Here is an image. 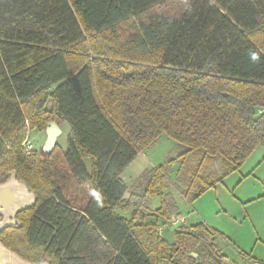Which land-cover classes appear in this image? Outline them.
I'll return each instance as SVG.
<instances>
[{"label": "trees", "instance_id": "1", "mask_svg": "<svg viewBox=\"0 0 264 264\" xmlns=\"http://www.w3.org/2000/svg\"><path fill=\"white\" fill-rule=\"evenodd\" d=\"M49 122L68 124L66 147L24 149ZM162 134L181 151L128 192L123 171ZM259 145L264 0H0V182L15 171L37 195L0 232L21 258L226 264L215 228L159 233L178 211L169 171L191 202Z\"/></svg>", "mask_w": 264, "mask_h": 264}, {"label": "rangeland", "instance_id": "2", "mask_svg": "<svg viewBox=\"0 0 264 264\" xmlns=\"http://www.w3.org/2000/svg\"><path fill=\"white\" fill-rule=\"evenodd\" d=\"M59 128L61 134L58 136L56 144L64 148L69 126L67 123H62ZM45 138V132L37 129L27 132V139L34 148H42ZM181 148L182 145L165 134L159 136L155 143L139 154L130 168L123 171L122 179L128 187V192L140 191L144 183V171L175 157ZM85 162L88 165V161ZM137 162H141L145 166L143 170L136 173L135 164ZM221 166L222 159L218 156L208 167V171L219 172ZM177 168L178 164L175 163L169 171L171 187L167 191L174 196L178 208L177 213H173L170 219L173 216L177 219V215H184L186 216L184 223L179 222L182 225L203 223L207 227L221 231L225 239H221L219 245L229 258L226 264H244L237 258L240 253L242 258L246 257L244 253L240 252L242 248L245 249L243 251H249L248 249L252 247L253 255L256 258L260 257L258 256L259 252L264 250V146H257L246 157L239 169L224 177L221 182L191 202L184 201L178 194L181 185L175 178ZM159 201L158 195L151 197L148 201L149 209L153 211L157 208ZM126 216L129 217L130 214L128 213ZM153 220V218H147L146 222ZM179 223L174 226L168 224L161 228L165 239L173 241V230L181 225ZM246 258V260L252 261L251 264H264V261L251 259L249 256Z\"/></svg>", "mask_w": 264, "mask_h": 264}, {"label": "water", "instance_id": "3", "mask_svg": "<svg viewBox=\"0 0 264 264\" xmlns=\"http://www.w3.org/2000/svg\"><path fill=\"white\" fill-rule=\"evenodd\" d=\"M61 134L59 126L55 122H49L45 129V141L42 151L48 153L56 145L58 136ZM37 200L36 193L29 188L27 183L16 178L15 171L0 182V232L7 227H17L20 222L16 215L31 208ZM192 257L197 258V253L190 252ZM0 264H49L47 260L30 262L14 251L7 248L0 240Z\"/></svg>", "mask_w": 264, "mask_h": 264}, {"label": "crops", "instance_id": "4", "mask_svg": "<svg viewBox=\"0 0 264 264\" xmlns=\"http://www.w3.org/2000/svg\"><path fill=\"white\" fill-rule=\"evenodd\" d=\"M139 154H140V153H139ZM139 154H138V155H137V156L131 161V163L126 167L125 170H127L128 168H130V167L132 166V164H133V163L136 161V159L138 158ZM135 166H136L135 171H136V173H137V172H139L140 170H143L145 165H143L141 162H137V163L135 164ZM121 177H122V175H121ZM177 217L180 218L181 223L183 224L184 221H185V217H186V216H184V215H177ZM181 223H179V224H181ZM182 224H181V225H182ZM215 229H216V228H215ZM217 230H218V229H217ZM220 232H221V231H220ZM219 241H220V240H219ZM219 241H217V245H218L220 251H221L223 254H225V255L227 256V254L225 253L224 249H221V247H220V245H219ZM263 241H264V238H263ZM238 246H239V245H238ZM240 248H241V247H240ZM243 250H245V249H244V248L240 249V252L244 253V255H245L246 257L249 256V258H251V259H256V260H258V261H264V250H262L261 252H259L258 256H260V257H257V258H259V259H257L255 255H253V250H254V249H252V247H250V249H248L249 251H243ZM239 255H240V256H238L237 258L239 259L240 262H242V263H244V264H251V262H252L251 260H246V259H247L246 257L242 258V257H241V253H240ZM227 258H228V256H227ZM228 259H229V258H228ZM252 264H253V263H252Z\"/></svg>", "mask_w": 264, "mask_h": 264}, {"label": "built area", "instance_id": "5", "mask_svg": "<svg viewBox=\"0 0 264 264\" xmlns=\"http://www.w3.org/2000/svg\"><path fill=\"white\" fill-rule=\"evenodd\" d=\"M22 147L26 150H30L33 146H32V143L27 139L25 138L22 142ZM179 222H181V220H179V218L177 217V219L174 218V216L170 219L169 221V225L170 226H174L176 224H178ZM159 233H161V228H159Z\"/></svg>", "mask_w": 264, "mask_h": 264}, {"label": "clouds", "instance_id": "6", "mask_svg": "<svg viewBox=\"0 0 264 264\" xmlns=\"http://www.w3.org/2000/svg\"><path fill=\"white\" fill-rule=\"evenodd\" d=\"M253 59H255V57H253Z\"/></svg>", "mask_w": 264, "mask_h": 264}]
</instances>
